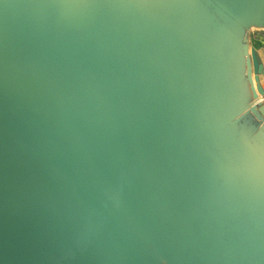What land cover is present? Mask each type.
I'll use <instances>...</instances> for the list:
<instances>
[{"label":"water","instance_id":"95a60500","mask_svg":"<svg viewBox=\"0 0 264 264\" xmlns=\"http://www.w3.org/2000/svg\"><path fill=\"white\" fill-rule=\"evenodd\" d=\"M264 0H0V264H264Z\"/></svg>","mask_w":264,"mask_h":264},{"label":"crops","instance_id":"0c3cea01","mask_svg":"<svg viewBox=\"0 0 264 264\" xmlns=\"http://www.w3.org/2000/svg\"><path fill=\"white\" fill-rule=\"evenodd\" d=\"M253 45L259 50L262 61L264 63V34L254 36Z\"/></svg>","mask_w":264,"mask_h":264},{"label":"snow or ice","instance_id":"6c2138e0","mask_svg":"<svg viewBox=\"0 0 264 264\" xmlns=\"http://www.w3.org/2000/svg\"><path fill=\"white\" fill-rule=\"evenodd\" d=\"M260 165H261V174L262 176H264V151H262L261 153Z\"/></svg>","mask_w":264,"mask_h":264}]
</instances>
